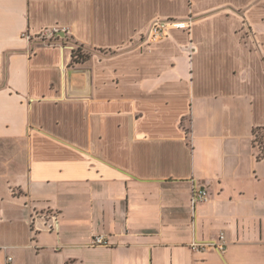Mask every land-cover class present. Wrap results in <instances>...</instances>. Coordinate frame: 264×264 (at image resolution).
Masks as SVG:
<instances>
[{
    "label": "crops",
    "instance_id": "0c3cea01",
    "mask_svg": "<svg viewBox=\"0 0 264 264\" xmlns=\"http://www.w3.org/2000/svg\"><path fill=\"white\" fill-rule=\"evenodd\" d=\"M255 127L264 0H0V264H264Z\"/></svg>",
    "mask_w": 264,
    "mask_h": 264
},
{
    "label": "built area",
    "instance_id": "2783aa9c",
    "mask_svg": "<svg viewBox=\"0 0 264 264\" xmlns=\"http://www.w3.org/2000/svg\"><path fill=\"white\" fill-rule=\"evenodd\" d=\"M191 25H192V18L190 17H187L184 19L157 18L151 23L147 33L141 37V40L147 41L148 43L156 42L164 37H167L169 35L170 29L173 27H179L185 31H189L191 28ZM61 32H64L66 34L67 31L65 28H60V27H52L49 29H44L43 31L39 33L38 38H40L43 41H48L50 39L60 37ZM22 35L27 38L30 37L29 33H27L26 31H24ZM73 48L74 46L72 47V49ZM206 199H207L206 188L204 186L194 185L193 191H192V201L193 202L204 201ZM41 216H43V214ZM44 216H47V215H44ZM37 217H39L37 213L32 214L30 217L31 227H33V229L35 230L41 229V227H38L35 224V221H36L35 219ZM54 221H55V217L52 216V222L49 224L45 223L43 225V228H45L48 231H51L54 227V224H53ZM223 238H224L223 234H220L218 242H209V241L203 242V243L193 242L190 244V246L193 250H202V249L213 247L219 251H222L225 247ZM109 244L110 243L108 239L103 234H95L92 236L90 240V245L107 246ZM8 260H11L10 256L8 257Z\"/></svg>",
    "mask_w": 264,
    "mask_h": 264
},
{
    "label": "trees",
    "instance_id": "16d2710c",
    "mask_svg": "<svg viewBox=\"0 0 264 264\" xmlns=\"http://www.w3.org/2000/svg\"><path fill=\"white\" fill-rule=\"evenodd\" d=\"M75 47L71 50V65H77V64H83L87 62L92 55V52L95 50L101 51V49H89L86 48L85 46L78 44L76 42ZM264 130L262 127H255L252 129L253 133V142H255L254 135L258 130ZM263 147V146H262ZM69 264V263H67Z\"/></svg>",
    "mask_w": 264,
    "mask_h": 264
},
{
    "label": "rangeland",
    "instance_id": "374dc122",
    "mask_svg": "<svg viewBox=\"0 0 264 264\" xmlns=\"http://www.w3.org/2000/svg\"><path fill=\"white\" fill-rule=\"evenodd\" d=\"M254 139H255V142H254L255 145L260 146V148L262 149V152H264V130L262 129L258 130L254 135Z\"/></svg>",
    "mask_w": 264,
    "mask_h": 264
},
{
    "label": "water",
    "instance_id": "95a60500",
    "mask_svg": "<svg viewBox=\"0 0 264 264\" xmlns=\"http://www.w3.org/2000/svg\"><path fill=\"white\" fill-rule=\"evenodd\" d=\"M61 35H65V33L64 32H61Z\"/></svg>",
    "mask_w": 264,
    "mask_h": 264
}]
</instances>
